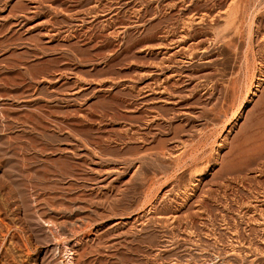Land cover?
Listing matches in <instances>:
<instances>
[{
  "label": "rangeland",
  "instance_id": "obj_1",
  "mask_svg": "<svg viewBox=\"0 0 264 264\" xmlns=\"http://www.w3.org/2000/svg\"><path fill=\"white\" fill-rule=\"evenodd\" d=\"M70 258L264 264V0H0V264Z\"/></svg>",
  "mask_w": 264,
  "mask_h": 264
},
{
  "label": "bare ground",
  "instance_id": "obj_2",
  "mask_svg": "<svg viewBox=\"0 0 264 264\" xmlns=\"http://www.w3.org/2000/svg\"><path fill=\"white\" fill-rule=\"evenodd\" d=\"M232 10H233V9H232ZM229 17H230V15H229ZM234 19H235V18H234ZM233 23H234V22H233ZM226 29H227V28H226ZM223 31L225 32V30H223ZM229 32H230V31H229ZM218 33H220V32H218ZM222 36H223V35H222ZM225 36H226V35H225ZM218 38H219V37H218ZM229 40H230V39H229ZM226 43H227V42H226ZM229 131H230V130H229ZM198 179H199V178H198ZM187 195H188V194H187ZM151 196H152V195H151ZM149 202H150V201H149ZM152 208H153V207H152ZM152 208H151V209H152ZM151 209H150V210H151ZM52 223H53V222H52ZM54 229H55V228H54ZM190 235H191V234H190ZM62 236H63V235H62ZM53 239H54V238H53ZM62 241H63V240H62ZM62 241H61V242H62ZM63 243H64V242H63ZM70 255H72V253H70ZM71 259H72V258H70V260H69V264H71ZM161 264H162V263H161Z\"/></svg>",
  "mask_w": 264,
  "mask_h": 264
}]
</instances>
